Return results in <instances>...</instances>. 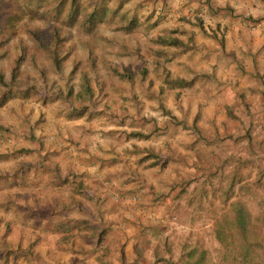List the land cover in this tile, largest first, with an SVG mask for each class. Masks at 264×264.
I'll use <instances>...</instances> for the list:
<instances>
[{
	"label": "rangeland",
	"instance_id": "obj_1",
	"mask_svg": "<svg viewBox=\"0 0 264 264\" xmlns=\"http://www.w3.org/2000/svg\"><path fill=\"white\" fill-rule=\"evenodd\" d=\"M56 1L36 4L29 0H19L23 13L8 30L10 33L0 46V71L5 77L11 60L19 54L16 37H22L29 46L28 51L32 52L31 40L25 29L34 26L49 28L50 22L40 18L38 11L41 6L49 7ZM97 1L79 0V16L72 25H65L63 19L57 21L61 25L62 35H65L62 49L66 54L60 59V69L43 54L36 56V64L28 54L22 57L16 84L23 86L34 83L43 90L47 88L58 91L60 96L51 98L35 94L19 97L14 94L0 106V127L4 130L3 135H0V152L13 153L12 157L0 160V173H17L18 162L27 163L32 159L33 151L23 156L15 153L24 146L32 147L33 144L26 137L28 133L41 138L44 145H54L61 139L65 148L73 144L70 150L88 152V156L97 158L92 156L95 152L101 149L105 155L113 150L112 147L100 148L92 153L89 149H94L97 144L105 146L107 139L111 141L110 146L121 143V129H142L152 139L148 141V138H142L139 143H143V147H156L157 152H171L179 157V167L173 165V160H169V163L151 170L153 179L150 174L146 176L149 179H136L132 183L137 188L140 183L144 188L143 193L165 187L164 180H168L166 175H184L183 170L187 167L191 172L192 166H186L183 161L191 159L196 152L200 156L196 164L204 167L195 180L184 185L185 190L175 202H172L173 197H168L167 201L165 197L161 199L162 205H165L163 209H167L161 215L166 223V236L163 241L162 237L158 239L159 248L154 250L155 256L159 255L164 260L160 264H173L177 258L183 264H264V97L261 93V89H264V0H249V3L246 0H209L207 7L203 6L199 15L202 18L201 26L205 27L202 29L204 32H207L206 29L212 31L210 39H205L203 32V39L210 40L208 46L212 45L218 50L220 47H223L221 51L232 49L229 52L232 55L217 53L225 57L229 55L227 60L216 54V69L211 70L214 84L220 89L225 87L218 80L220 76L224 82L228 81V85H233L232 91L235 87L239 92L242 91L243 99L234 92L231 98L228 94L221 96L220 102L225 103L224 106H231L235 115L229 116L223 104H215L217 96L209 94L214 86L209 84L213 82L203 83L198 88L199 93L213 115L212 118L203 117L198 120L202 133H197L190 120L185 118L184 122L178 123L175 132L166 127V120L171 119L163 114V107L174 111L186 107L190 111L193 103L185 105V97L192 92L189 88L172 89L164 84L161 79L164 74L171 78L187 70L184 67L180 69L173 60H165L156 52V49L162 48L156 40L160 35L158 32L166 35L169 27L175 25L171 22L172 15L168 14L171 12V2L178 1L174 6L178 5L175 9L181 17L192 13L186 11L181 0H107L105 4L108 10L116 9L115 16L111 20L98 22L92 31H86L79 19ZM156 4L160 5L159 9L152 8ZM221 8H225L224 11ZM211 13H220V20L213 22L209 17ZM119 16L123 20L121 23L118 21ZM130 18H134L136 24L128 32L122 23ZM176 20H181L184 27L190 29L191 25L184 23L181 18ZM220 39L223 46L219 44ZM200 47L203 51L207 49V45L201 42ZM163 49L172 50L168 47ZM205 55L201 51L199 57L208 63ZM238 59L242 66L237 65ZM232 61L236 64L234 69L230 68ZM221 67L224 69L219 70ZM39 68H43L44 75H39ZM70 69L73 72L68 78ZM84 75L88 76L91 89L88 102L93 103L96 109L106 103L107 108L99 114L92 112L91 116L85 114L69 120L64 116V111L69 105L80 106L76 93L83 91L80 82ZM67 85L72 87L69 95L64 94ZM213 120L220 127L217 133L209 134L207 129ZM117 122H122L125 128H121ZM161 125L163 130L158 131ZM242 134L245 138L241 137ZM192 137L194 140H191ZM70 150H66V153ZM221 157H226L227 161L219 167ZM55 160L49 158L51 164ZM188 161L193 164V161ZM234 167L244 186L237 194L235 183L229 197L222 203L218 189L226 187ZM36 171L39 170L25 168L23 174L27 181L0 188V201L8 200L12 205L8 209L0 207V241L7 242L10 247L20 241L23 246L29 237L35 239L33 249L38 253L43 248L44 230L30 222L36 221L38 210L32 212V220L26 219L24 215L28 208L40 209L42 202L48 200L46 197L52 201L57 191L54 186H46L44 180L30 181L28 178ZM163 176L166 177L164 180L161 179ZM64 198L69 199L66 196ZM34 199H37L36 207L33 206ZM232 201H235L234 206ZM134 206L139 207L141 212L138 217L141 219L152 221L160 217L161 213L149 204L144 209L152 211V217H148L142 210L141 201ZM149 229L150 226L141 229L143 232L139 233L140 236L147 235L148 240H155L156 233H151ZM15 264L30 263L23 256H18Z\"/></svg>",
	"mask_w": 264,
	"mask_h": 264
},
{
	"label": "crops",
	"instance_id": "obj_2",
	"mask_svg": "<svg viewBox=\"0 0 264 264\" xmlns=\"http://www.w3.org/2000/svg\"><path fill=\"white\" fill-rule=\"evenodd\" d=\"M165 1L167 2L168 0ZM248 1L249 0H246V3H249ZM177 2L178 1L171 2V12L168 14L173 17V20L171 21L175 24L173 28L177 27L178 29L169 27V33L166 32V35L161 31H159L158 34H160L161 37L175 36L183 41H186L188 37H191L195 46L182 50L179 46H164L160 44L162 48L168 47L172 49L171 51L165 49V60L170 58L169 60H173L172 62L177 63L180 69L181 67H184L185 70H187L185 73L184 71L182 73L178 72L174 74L173 77L177 75L189 78L196 70L201 69L203 71H211L212 69H216L214 66V63L216 62V54L220 53L225 55L228 53L231 55L229 52H231L232 49H230V51L229 49L221 51L220 48L218 50L212 45L208 46L209 43L207 42H210V40L205 41V39H210V37H212V31L206 29V31L210 33L207 34V32H204L202 29L205 28L204 26L199 27L195 24L194 16L191 14L193 11L190 8L191 5L194 6L195 3L199 4L197 14L200 15L204 9L203 6L205 5L207 7L209 0H181V4L186 7V11L189 10V14H191L190 16H184L185 18L181 17L178 10L175 9L178 5L174 6V4ZM155 7L159 9L160 5ZM224 9L225 8H221V11H224ZM220 15V13H211L209 14V17L213 22H216L220 20L218 17ZM179 18L184 20V23L186 22V24H190V29H186L184 27L185 25L181 23V20H176ZM203 32L206 37L205 39H203ZM200 42L201 44L207 45L205 51H203L204 49L201 50ZM242 50H244V48H242ZM201 51L203 54H206L204 57H206L208 63H204L199 57ZM168 52H170L169 55H167ZM244 52H247V50ZM220 54H217V57H219ZM222 55H220L221 59L223 57L225 58L224 60L228 59L227 57L229 55L227 57ZM235 66V61H232L230 68L234 69ZM222 69L224 68H219V70ZM218 80H220V83H223L222 85L225 86L224 88L220 89L219 87H216L214 84V78H211V80L207 79L204 83H210V81L213 82L212 85L209 84V86L214 85L209 94L217 96L218 99H214L215 104L221 105L223 104L220 102V100H222L221 96L228 94L231 98L234 91H232L233 88L231 87L233 85H228V81L224 82L220 76ZM233 83L234 81L231 82V84ZM202 85L203 82L197 81L187 87L191 89L192 92L185 97V105L188 106L193 103V109H190V111H188L186 107L185 109L181 108L180 111H174V109L171 110L165 107L170 111V114H167L164 111L163 114L171 119L170 121L166 120V127L169 128L171 132L178 130V123L184 122L183 119L185 118L190 120L197 133H202L198 120H201L203 117L208 119L212 118L213 113L210 112L211 108L204 105L205 100H203L202 95L199 93L200 91L198 88ZM172 89L181 88L173 87ZM216 93H218V95H216ZM171 101L176 103L173 99H171ZM169 115H172V117ZM121 116L122 114L119 115V120L121 119ZM121 124L122 122H117V125L120 126ZM219 127L220 126L216 125L213 120L212 125L209 126L207 132L209 134H215ZM121 128L125 127L121 125ZM124 130L128 131V129L125 128L120 130L123 134L121 143L110 146L111 141L110 139H107L105 146L97 144L94 149H89L92 153L100 148L112 147L113 150L108 151L105 155L101 149L97 153L95 152L93 155L91 154L92 156H97V158H91L90 155L88 156V152L80 153L77 150H70L73 144H70L67 148L62 150V152L65 153L62 155L58 149L59 146H64V143L62 144V142H60L61 139L55 142L54 145H48L50 148L58 150L59 155L55 157L56 160L54 161L57 172H59L61 176L67 175L70 180L66 185H53L57 191L55 192L56 195L52 197L53 202L50 201L49 197L46 198L50 202L48 200L42 202L41 208H44L48 217H38L36 221L32 220L33 215L26 217V219L28 218V220H32L30 222L33 223V225H38L37 228L44 230L42 235L43 242L42 244L40 243L43 248L37 253L36 257L31 256V259H33L32 261L35 260L38 264H160V262L164 261L162 258H159V255L155 256L156 253L154 252L155 249L157 251L159 248L157 246L159 244L158 239L162 237L161 241H163V238L166 236V223L161 218V215L163 210L167 211V209H163L165 205H162L163 201L161 199L162 197H165V200L167 201L168 197H172L175 189L170 188L177 182L179 174H175V177L166 175L168 176V180L166 181L164 180L166 178L165 176L161 177L166 184L165 187H156L157 189L155 188L156 190L152 192L148 190L143 193L144 188L141 187L140 183L139 188H137L138 186L133 185L135 180L138 179V181H142L143 178L144 180L149 179L146 176L150 174L152 175L153 172L151 170H155L156 167L158 168L159 166H144L141 163H138L137 158L139 152L135 149L137 147H143V143H139L142 138H148V141H151L152 139L150 134L147 137L142 138L131 136L125 137ZM162 130L161 125L158 131ZM140 131L144 132L142 129H140ZM191 140H194V138L192 137ZM56 143H58V145ZM67 143L68 142L66 141L65 144ZM133 144L135 145V148L132 146ZM147 148L153 151L157 149L156 147ZM68 149L70 151L66 153V150ZM84 154L88 157H83ZM100 156L107 160L99 159ZM176 164L179 167L178 161L177 163H173L174 166ZM75 172L80 173V176L73 178L74 174L72 173ZM47 175L48 174L46 173L44 174L43 180L45 183ZM129 178H133L134 180ZM151 179H153V175L151 176ZM78 180L82 182L83 186L81 189H78L75 183ZM46 186L51 185L46 183ZM137 190H141L140 201L143 206L142 208H146V204H149L154 210L161 213L160 217H157L156 220L146 221L141 219L138 217V214L141 212L139 207L135 208L134 205L132 206L131 203L128 202L129 195ZM218 191H220V189H218ZM65 196L69 199L64 198ZM175 199L176 198L174 197L172 199L173 201H171L175 202ZM9 204H11L10 201ZM11 206L12 205H10V207ZM58 211H61L62 214L58 213ZM148 226H150L149 230L151 233H156L154 234L156 236L155 240H148L149 238L147 235L144 237L140 236L139 233L143 232L141 229ZM162 227H164V229L160 230ZM151 242L153 244H151ZM42 250L44 251L43 253ZM27 261L29 262V260Z\"/></svg>",
	"mask_w": 264,
	"mask_h": 264
},
{
	"label": "trees",
	"instance_id": "obj_3",
	"mask_svg": "<svg viewBox=\"0 0 264 264\" xmlns=\"http://www.w3.org/2000/svg\"><path fill=\"white\" fill-rule=\"evenodd\" d=\"M36 4H42V3H52L55 0H29ZM102 1V2H100ZM98 0L97 2L92 3V7L88 9L81 19H79L80 24L85 28V30L89 31L95 27V25L102 21V20H111L113 16L116 14V9H112L111 11L108 10L105 2L107 0ZM78 4L79 0H57L55 4L43 7H40V10L38 11V16L40 18L45 19L46 21H49L50 23L49 28H38L36 26L34 27H27L25 29V33L27 34L28 38L31 40V47L33 48V51H28V45L25 43L24 39L22 37L18 36L16 37V42L19 47V54L17 57L11 60L9 66H8V72L7 77L0 71V106L11 96L14 94L18 95L19 97H26L28 95H39L41 97L50 96L51 98H56L59 95L58 91H52L43 90L39 87H37L34 83H26L23 86H18L15 82L16 78L18 77V69L19 64L22 59V57L26 54H28L30 60L36 64V56L37 55H46L50 58V61L55 65L57 69H60L59 62L60 59L66 54V52L62 49V41L65 37V35H62L61 32V25L57 23L58 20L63 19L65 25H72L75 20L78 18ZM198 5L196 4L194 6L191 5V9L193 11V16L195 19V24L197 26L201 27V17L197 14L198 12ZM152 8H155L152 7ZM23 13V9L20 5L19 0H0V46H2L11 29L13 27L14 22L21 17ZM184 18V17H183ZM118 21L121 23L123 22L122 18L119 16ZM134 18L128 19L126 22L122 23V26L126 31H130L131 28L136 24L134 22ZM157 42L164 46H179L182 50L187 48L194 47V42L191 37H188L186 41H183L175 36H168V37H157ZM219 44L223 46L222 40H219ZM221 49L223 47H220ZM156 52L160 53L163 58H165L166 51L163 48L156 49ZM173 53V52H172ZM232 55V54H231ZM236 59V57H235ZM237 65L242 66V63L240 62V59H238ZM38 68V67H37ZM72 69L68 72V78L72 75ZM257 72V71H256ZM39 75H44L43 68L38 69ZM212 77V71H203L201 69L196 70L194 74L189 77L185 78L182 76H174V77H167L166 74L163 75L162 79L164 84H166L169 87H177V88H187L190 85L194 84V82H203L207 79L211 80ZM81 85L83 87L82 92L76 93V96L80 100V106H73L69 105L67 109L64 111V116L67 119H76L86 114V116H91V113L94 112L96 114L102 113L106 111L107 104H103V107L101 106L99 109H96V106L93 103H89V95L91 94V89L89 87V78L87 75H84L81 78ZM234 94H237L239 98H242V91L239 92V89L235 87ZM72 93V87L71 85H67L65 89V95H69ZM262 96L264 97V89H261ZM241 94V95H240ZM225 104V103H224ZM222 105L224 111L227 115H231L232 117H235V115L231 111V106L229 105ZM163 111L167 114H170V111L163 107ZM107 115V114H106ZM172 117V115H169ZM3 129L0 127V135H3ZM149 133L142 132L140 130H134L130 129L128 131L124 130V136L125 137H147ZM248 136V135H247ZM27 139L30 140V142L33 144L32 147H22L18 149L15 153L17 156H23L26 155V153L33 151L32 159L24 163L18 162L17 166V173H0V188L4 186H12L15 184V182L23 183L27 181V178L23 174V169L25 168H33L38 169L39 171H36L32 174L30 178H28L30 181L34 180L36 181H42L44 178V174L47 175L46 183L48 185H62V184H68V181L70 180L67 175H60L59 172L56 170V164H51L49 161V158H55L58 154V150L55 148H50L49 146L44 145V141L39 138L38 136H35L33 133H28L26 135ZM243 138L244 134H242ZM70 140V139H69ZM190 143V142H189ZM189 143H186V146H189ZM58 145V143H56ZM135 148V145H132ZM64 146H59L58 149L59 152L64 155L65 153L62 152L64 150ZM135 150L139 152V156L137 158V162L141 163L144 166H153L158 165L159 167L166 164L169 160H173L175 163L179 160V157L171 152L168 153H160L157 151H153L147 147H137ZM13 153L10 152H0V160H5L8 157H12ZM199 154L195 156H191V159H184L183 162H185L186 166H192L191 172L188 169L183 170L184 175L180 174L179 178L177 179V182L171 186L170 189H175L172 197L177 198L185 189L184 185L190 183L192 180L196 179V176L199 171L203 170V166L200 164H196L200 158ZM99 159H104L103 157H99ZM111 160V159H110ZM193 161V164L188 161ZM227 161L226 157L219 158V167L223 166ZM195 162V163H194ZM74 174L73 178L79 177L80 173H72ZM187 176V177H186ZM241 179L237 177L235 167L231 170L230 177L228 179L226 187H222L220 190V195L222 197V203H225L227 198L229 197L230 193L233 190V185L236 183V192L238 194V191L241 190L244 186L242 184ZM78 189L82 188V182L80 180L75 182ZM239 197V195H238ZM237 197V198H238ZM33 206H37V199H34ZM235 201H232V204ZM11 204H9L8 200L0 201V207L3 209H7L10 207ZM234 206V204H233ZM34 210H38V217L44 218L48 217L47 213L45 212L44 208H29L28 211L25 213V217L31 216L32 212ZM58 213L62 214L61 211ZM239 223L241 221L237 219ZM35 239H31L28 237V240L26 241L25 245L21 246L20 241H17L14 245L11 247L7 244V242L0 241V264H7L10 262V264H15L18 256H23L29 262L30 264H38L37 261H32L31 256H37V252L33 249ZM173 264H183L179 258L174 260Z\"/></svg>",
	"mask_w": 264,
	"mask_h": 264
},
{
	"label": "built area",
	"instance_id": "obj_4",
	"mask_svg": "<svg viewBox=\"0 0 264 264\" xmlns=\"http://www.w3.org/2000/svg\"><path fill=\"white\" fill-rule=\"evenodd\" d=\"M140 199H141V190H137L135 192H132L130 195H129V198H128V202L133 204V205H137L138 202H140ZM138 207V206H136ZM143 211H145L146 215L148 217H152V211L150 210H146L144 208H142Z\"/></svg>",
	"mask_w": 264,
	"mask_h": 264
}]
</instances>
